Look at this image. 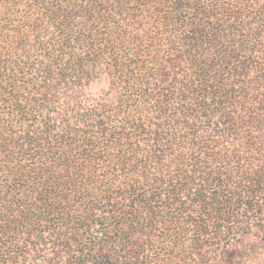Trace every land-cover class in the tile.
Instances as JSON below:
<instances>
[{
  "label": "trees",
  "instance_id": "trees-1",
  "mask_svg": "<svg viewBox=\"0 0 264 264\" xmlns=\"http://www.w3.org/2000/svg\"><path fill=\"white\" fill-rule=\"evenodd\" d=\"M0 264H264V0H0Z\"/></svg>",
  "mask_w": 264,
  "mask_h": 264
}]
</instances>
